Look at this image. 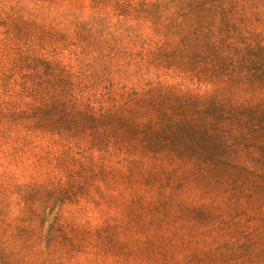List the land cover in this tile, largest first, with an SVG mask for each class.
Returning <instances> with one entry per match:
<instances>
[{
	"label": "rangeland",
	"instance_id": "obj_1",
	"mask_svg": "<svg viewBox=\"0 0 264 264\" xmlns=\"http://www.w3.org/2000/svg\"><path fill=\"white\" fill-rule=\"evenodd\" d=\"M212 4L0 0V264H264V0Z\"/></svg>",
	"mask_w": 264,
	"mask_h": 264
},
{
	"label": "trees",
	"instance_id": "obj_2",
	"mask_svg": "<svg viewBox=\"0 0 264 264\" xmlns=\"http://www.w3.org/2000/svg\"><path fill=\"white\" fill-rule=\"evenodd\" d=\"M208 2L210 1V2H213V4L212 5H210L209 6V8L211 9L212 7H214L215 5H220V6H222V2H223V0H207ZM200 2H203V1H200ZM199 2V3H200Z\"/></svg>",
	"mask_w": 264,
	"mask_h": 264
}]
</instances>
